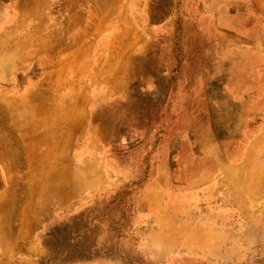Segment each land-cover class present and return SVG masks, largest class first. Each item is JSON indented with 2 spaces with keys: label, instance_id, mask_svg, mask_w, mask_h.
Instances as JSON below:
<instances>
[{
  "label": "rangeland",
  "instance_id": "1",
  "mask_svg": "<svg viewBox=\"0 0 264 264\" xmlns=\"http://www.w3.org/2000/svg\"><path fill=\"white\" fill-rule=\"evenodd\" d=\"M0 264H264V0H0Z\"/></svg>",
  "mask_w": 264,
  "mask_h": 264
},
{
  "label": "bare ground",
  "instance_id": "2",
  "mask_svg": "<svg viewBox=\"0 0 264 264\" xmlns=\"http://www.w3.org/2000/svg\"><path fill=\"white\" fill-rule=\"evenodd\" d=\"M88 28V27H87ZM235 171V170H234ZM233 172V171H232ZM235 174V173H234ZM249 188V187H248ZM252 191V190H251ZM255 191V190H254Z\"/></svg>",
  "mask_w": 264,
  "mask_h": 264
}]
</instances>
